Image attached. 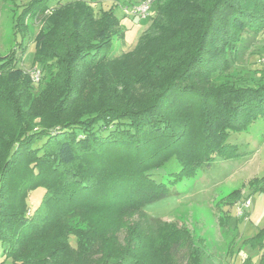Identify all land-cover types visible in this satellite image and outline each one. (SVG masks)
<instances>
[{
    "label": "trees",
    "instance_id": "trees-1",
    "mask_svg": "<svg viewBox=\"0 0 264 264\" xmlns=\"http://www.w3.org/2000/svg\"><path fill=\"white\" fill-rule=\"evenodd\" d=\"M51 1L15 15L16 34L29 18L45 22L34 63L57 74L40 97L27 94L32 80L16 59L0 56V81L25 91L9 104L16 128L0 133V264H215L187 228L164 223L161 233L132 218L216 160L243 155L230 138L264 119V84L214 77L264 33V0H158L149 32L120 58L113 41L125 31L112 9ZM171 157L180 171L157 181ZM250 186L264 193V177ZM241 198L235 191L223 207ZM245 244L264 249V228Z\"/></svg>",
    "mask_w": 264,
    "mask_h": 264
},
{
    "label": "rangeland",
    "instance_id": "rangeland-1",
    "mask_svg": "<svg viewBox=\"0 0 264 264\" xmlns=\"http://www.w3.org/2000/svg\"><path fill=\"white\" fill-rule=\"evenodd\" d=\"M30 1L0 0V56L15 58L17 68L26 74L30 75L34 69L40 70V83L35 84L32 81L27 93L31 99H37L47 83L55 77L57 69L47 70L39 62L34 63L35 37L45 26L42 18H29L25 21L27 30H20L21 32L16 34L15 15ZM57 1H51L52 9L61 5ZM157 7L158 5L153 8L151 18L147 20L142 21L135 17L121 19L125 41H113V57L120 58L135 49L140 38L149 32ZM224 67L225 69L214 77L217 84H264V33L258 36L232 65L225 64ZM3 79L0 81V133L8 136L5 132L10 133L12 127L16 128L11 124L13 115L9 104L15 102L13 98L22 104L25 97L22 98L21 95H24L25 91L20 85H7L5 78ZM39 123L40 119L34 120L35 125ZM230 140L240 147L243 154L241 157L234 160L218 159L195 177L183 179L174 187L176 195L150 204L144 212L136 213L132 220L142 223L145 228H148L150 223L153 230L161 233L168 231L164 223H175L187 228L193 239L211 255L215 264H248V259L249 264H264V249L245 244L246 240L255 237L264 228V193H254L250 186L251 182L264 177V119L255 122L247 131L232 136ZM3 148L2 143L0 154L3 153ZM179 171L177 159L171 157L164 168L156 171V180L168 183L172 179L170 175ZM235 191L241 192V200L233 208H224L222 201ZM45 192L44 188L31 192L28 199V218L35 217L34 210L41 204ZM247 199L252 200L250 208L243 206ZM238 207L242 208L243 216H238ZM226 214L231 217L225 218ZM148 215L160 222H151ZM71 223L75 227L84 226L78 218H73ZM122 233L123 231L119 235ZM70 245L74 249L77 248L75 236H70ZM2 260L0 248V261ZM11 261L10 259L8 264H11Z\"/></svg>",
    "mask_w": 264,
    "mask_h": 264
},
{
    "label": "built area",
    "instance_id": "built-area-1",
    "mask_svg": "<svg viewBox=\"0 0 264 264\" xmlns=\"http://www.w3.org/2000/svg\"><path fill=\"white\" fill-rule=\"evenodd\" d=\"M158 0H144L142 1L140 4L138 5H133L131 7H126L124 9V12L127 16L130 17H135V18H140L143 20H147L151 17L152 15V10L154 8V6L156 5ZM31 79L33 81V83L38 84L41 81V72L38 69H34L33 71H31L30 73ZM243 206L245 208H250L252 206V200L251 199H247ZM238 212L239 215L238 216H243L244 212L242 211L241 207H238Z\"/></svg>",
    "mask_w": 264,
    "mask_h": 264
},
{
    "label": "crops",
    "instance_id": "crops-1",
    "mask_svg": "<svg viewBox=\"0 0 264 264\" xmlns=\"http://www.w3.org/2000/svg\"><path fill=\"white\" fill-rule=\"evenodd\" d=\"M74 1H80V0H68L67 3ZM82 1L89 3L94 8L95 12L99 14L102 11H108L112 9L116 17L120 20L121 24H123L121 19L124 17L126 18L130 17L125 14L124 9L129 6L139 4L144 0H82ZM57 2L60 3L61 5L66 3V1L64 0L63 1L58 0ZM141 20L143 21V19Z\"/></svg>",
    "mask_w": 264,
    "mask_h": 264
}]
</instances>
